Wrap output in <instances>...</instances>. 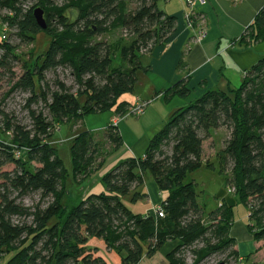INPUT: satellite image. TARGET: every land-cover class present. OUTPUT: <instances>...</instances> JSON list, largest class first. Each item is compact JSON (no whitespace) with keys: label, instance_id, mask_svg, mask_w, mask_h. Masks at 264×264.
I'll use <instances>...</instances> for the list:
<instances>
[{"label":"trees","instance_id":"1","mask_svg":"<svg viewBox=\"0 0 264 264\" xmlns=\"http://www.w3.org/2000/svg\"><path fill=\"white\" fill-rule=\"evenodd\" d=\"M133 1L35 0L24 12L19 0H3L19 44L33 43L41 33L51 42L19 77L13 73L19 62L17 46L0 42V81L8 79L0 96V137L7 135L0 139V169L11 167L0 172V263L106 264L88 247L90 239L122 256V264H139L143 256L151 258L169 243L176 245L165 256L167 264H187L183 254L188 250L191 264L226 252L237 259L230 237L232 207L223 203L207 212L194 184L184 183L203 167L217 168L225 177V188L247 209L248 233L255 243L264 242V58L244 73L237 89L206 92L177 110L142 157L126 158L102 177L104 192L80 198L69 209L62 204L66 172L48 142L54 130L69 122L77 125L89 115L125 116L132 107L119 100L133 92L137 73L145 71L140 58L164 46L176 28L175 18L157 8L168 0H135V9L129 11ZM36 9L43 13L44 31L34 19ZM117 31L124 35L110 42L99 39ZM245 33V46L263 40L264 5ZM184 54L178 71L185 67ZM59 70L68 73L71 85L58 79ZM47 74L55 75L54 80L48 81ZM14 93L24 96L29 125L5 112ZM189 95L186 80L163 92L165 100ZM218 129L227 138L214 163L204 162L203 142ZM122 146L113 125L100 138L89 131L75 136L70 147L75 184L96 175ZM144 174L166 194L158 206L163 218L133 214L122 202L143 185ZM31 195L38 202L28 208L22 201ZM140 198L134 194L132 201Z\"/></svg>","mask_w":264,"mask_h":264},{"label":"crops","instance_id":"2","mask_svg":"<svg viewBox=\"0 0 264 264\" xmlns=\"http://www.w3.org/2000/svg\"><path fill=\"white\" fill-rule=\"evenodd\" d=\"M204 1V5L194 2L191 7L187 6L186 0H168L160 8L157 4L159 11L168 17L175 18L176 28L164 46H157L151 53L140 58V64L145 71L137 73L133 92L121 97L123 100H119L128 103L130 107H133L137 101L147 102L148 106L144 113L137 117L125 115L121 118H116L109 113L103 122L106 124L101 127L103 134L108 126L113 125L121 137L123 146L119 151L121 154L116 159L121 156H126V158L142 157L149 141L177 110L184 108L188 103L200 98L206 92H227L231 89H237L243 82L244 73L264 58V38L261 42L250 46H245V43H242V39L247 38L245 32L252 25L257 13L264 5V0H244L239 4H234L229 0ZM191 14L196 16L193 28H189L186 22V17ZM202 31L206 37L200 42L198 41L199 32ZM184 52L185 67L178 71L177 66ZM181 80L187 81L189 97L184 100L177 97L165 100L163 92ZM89 132L93 131L89 130ZM224 132L222 129L213 131L211 139L214 140L215 135H219L224 142L227 136ZM98 137L100 138V136ZM115 155L117 154L112 155L107 161L113 159ZM114 160L115 158L112 161L114 162ZM189 175L186 176L184 183H186ZM143 179V185L134 188L131 194L122 198V202L133 214L153 216L154 209L165 200L166 194L158 191L149 174H144ZM190 182L194 183L191 179ZM85 183L80 185V190L75 195L77 201L92 191V189L83 190ZM226 191V193L224 191L220 193L219 196L222 201L218 203V207L225 203L233 209V206L237 204L233 192L227 189ZM134 194H140L142 198L133 202ZM141 203L144 210L140 213L134 212L129 207H135ZM247 225L233 232V221L230 230V237L236 243L234 249L238 255L237 262L241 260L239 253L247 258L261 253L258 249L262 247L263 242L257 243L255 247L251 246V253L241 246L240 243L243 241L251 243L253 241L252 236L247 231ZM101 244L103 247L98 245L101 249L111 253L106 250L103 243ZM93 245L96 244H92V247ZM175 245V243H169L161 252L166 256ZM97 256H100L99 250ZM105 263L107 264L106 261Z\"/></svg>","mask_w":264,"mask_h":264},{"label":"rangeland","instance_id":"3","mask_svg":"<svg viewBox=\"0 0 264 264\" xmlns=\"http://www.w3.org/2000/svg\"><path fill=\"white\" fill-rule=\"evenodd\" d=\"M163 4H164L163 1L159 2L158 7L160 8ZM135 7H136V2L134 0L133 3L132 2L130 3L128 9L129 11H133ZM123 35H124L123 32L117 31L113 35L102 36L99 39L110 42L112 40L118 39ZM50 42H51L50 38L43 33L35 36L33 43H27V44L25 43L19 44V41L17 39L12 38L9 43L13 46H17V50L15 51V54L19 59V62L14 65V70H13L14 75L19 77L23 72V69H25L24 67L29 66V68L31 69L33 67L32 65L34 59L43 56L46 53L50 45ZM56 76L58 77V79L65 82L66 85H71V80L67 72L59 70L56 73ZM46 78L48 81L51 82L54 80L55 75L47 74ZM4 83H8L7 78L2 79L0 81V96L1 93H5L7 91L6 84ZM23 98H24L23 95L14 93L11 96V99L6 103L7 107H5V112L14 113V116L17 117L21 122H23L24 125H29V121L27 119V113L22 109ZM120 100L123 99L120 98ZM108 115L109 113L89 115L85 117L82 120V122H80L77 125L73 124L72 122L62 124L59 127H57L56 130H54L52 137L48 140L51 147L57 151L58 157L61 160L63 168L66 172L65 183H64L66 195H64L62 199V204L68 209L77 203L75 195L80 190L79 189L80 186L75 184L72 175L70 147L73 137H75L81 132H85L89 130L93 131L95 135L102 137L103 133L101 127L106 125L103 122H105V118ZM222 131L225 130L222 129ZM224 133H226V131ZM3 137L4 138L0 137V139L5 141L7 135H4ZM222 146H223V141L222 138L219 137V135H215L214 140L208 139L204 141L203 153H202L204 162H208V163L214 162L215 156L222 149ZM119 154H121V152H119L117 155L114 156L115 158L114 162L112 161L114 158L108 160L107 163L104 165V167L96 175L88 179V182L86 183L84 182L85 184L83 186V190L88 191L92 189V191H90L91 192L90 194H100L104 192L105 188L101 181L102 177L108 172H110L120 162V160L122 161L124 160V158H126V156L124 157L121 156L118 159H116V157H118ZM31 166L33 168L36 167L33 163L31 164ZM9 170H11V167L4 166L0 169V172L2 173ZM190 179L194 182L193 184L196 194L199 197V202L205 206L206 211L210 212L215 210L218 207V203L219 202L221 203L222 201V199L219 196L220 193L222 191H224L225 193L227 192L225 189V177L218 174L217 168H215L214 170H209L203 167L200 170L189 175L187 177L186 183H189ZM37 202H38L37 195H31L22 201L23 205H25L28 208H32ZM127 205L129 206V204ZM129 207L136 213L137 212L140 213L141 211L144 210V206L142 203L137 204L135 207L133 206L132 207L129 206ZM233 213H234L233 214L234 226L232 230L233 232H236L239 228H242L243 226L247 225L248 212L244 206L240 204H236L233 206ZM15 220L19 222L18 219ZM88 244H89L88 245L89 248H96L97 251L99 250L100 252L99 257L104 259L107 262V264H122L121 261L122 256L113 252L107 253L104 249H101V247L98 246V245H102L99 241L95 239H90V242ZM92 244H96L97 247L96 245L95 246L93 245L92 247ZM240 244L241 246L245 247L249 253L252 252V247L257 246V243L253 241L252 243L243 241ZM262 247L258 249V251H261L259 255H251L248 258L243 257L242 253H239L241 260H239L238 262L237 259L231 258L230 252H226L224 254L211 256L206 260H204L201 264H264V242L262 244ZM241 252H244V250H241ZM7 258H5L4 260L5 262L9 259ZM183 258L187 264L192 263L193 257L191 256L189 250L184 252ZM139 264H167V262L164 254L160 251L151 258H147L146 256H143Z\"/></svg>","mask_w":264,"mask_h":264},{"label":"built area","instance_id":"4","mask_svg":"<svg viewBox=\"0 0 264 264\" xmlns=\"http://www.w3.org/2000/svg\"><path fill=\"white\" fill-rule=\"evenodd\" d=\"M229 1H231L234 4H239L242 3L244 0H229ZM194 2H198L201 5L205 4L204 0H186L185 3L187 4V6L191 7ZM19 3L21 4V8L23 9V11L25 12L26 10L34 6L35 0H19ZM3 5H4L3 0H0V42L9 43L11 39L14 38L15 31L9 27V18L11 17V14L6 10L5 6ZM195 17L196 16L192 14L186 17V22L189 28L194 27L195 23L193 25V20L196 19ZM205 37L206 34L203 31L199 32L198 41L201 42L202 40L205 39ZM147 106H148L147 102L137 101L135 105L128 110L126 116L127 115L134 117L140 116L144 113V110L146 109ZM15 156L18 158L19 156L18 153H16ZM153 215L158 218H163L162 209L160 207H156L153 211Z\"/></svg>","mask_w":264,"mask_h":264},{"label":"water","instance_id":"5","mask_svg":"<svg viewBox=\"0 0 264 264\" xmlns=\"http://www.w3.org/2000/svg\"><path fill=\"white\" fill-rule=\"evenodd\" d=\"M34 19L36 21V24L38 25L39 29L44 31L46 29V24L43 19V13L41 10L36 9L33 12Z\"/></svg>","mask_w":264,"mask_h":264}]
</instances>
